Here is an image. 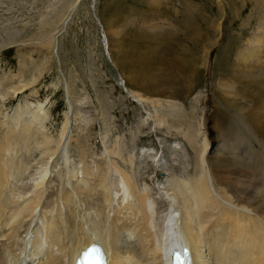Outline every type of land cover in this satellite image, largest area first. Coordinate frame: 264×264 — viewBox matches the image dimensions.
Wrapping results in <instances>:
<instances>
[{"label":"rangeland","instance_id":"obj_1","mask_svg":"<svg viewBox=\"0 0 264 264\" xmlns=\"http://www.w3.org/2000/svg\"><path fill=\"white\" fill-rule=\"evenodd\" d=\"M112 1L0 0V137L27 134L5 149L17 164L10 191L31 196L46 169L45 180L56 175L55 156L62 189L84 180V166L106 167L110 219L132 198L115 162L147 194L158 233L203 147L217 169L221 156L264 149V72L239 59L257 45L264 62V0ZM115 3L126 8L112 20ZM211 179L218 198L236 205V188Z\"/></svg>","mask_w":264,"mask_h":264},{"label":"bare ground","instance_id":"obj_2","mask_svg":"<svg viewBox=\"0 0 264 264\" xmlns=\"http://www.w3.org/2000/svg\"><path fill=\"white\" fill-rule=\"evenodd\" d=\"M115 4L113 8L117 11L121 9L112 20H116L126 8L121 3ZM140 20L145 21L141 17ZM258 50L255 45L248 49L247 56L242 54L239 59L243 64L249 58L257 60L264 72V62L259 59ZM206 61L207 57L204 63ZM139 99L142 100L141 97ZM1 135L0 264H22L23 260L30 264H74L80 251L92 242L104 246L109 264H170L172 250L175 248L181 253L184 246L189 248L194 264H264V149L254 151L249 146L245 159L238 155H218L220 158L213 160L221 166L217 169L209 164L208 156H203L202 152L208 145L203 147L200 155L194 159L197 172L192 179L177 181L179 189L176 193L180 197V205L163 215L157 233L149 225L154 216L151 204L146 200L147 194L140 192L135 179L115 162L114 166L118 168L120 178L133 199L127 200L122 207L113 205L110 219L107 210L111 208L115 196L106 167L95 166L96 171L92 172L84 166V180L71 184L70 189L68 186L62 189L58 185L61 174L54 171L58 164L57 156L52 161L50 171L57 175L53 176L56 179L50 174L45 180L46 169L37 183L40 186L31 196L23 200L15 199L10 190L11 182L16 178L12 171L17 164L15 166L12 162L13 156L11 159L6 158L8 155L5 157V149L18 147L19 143L25 142L23 137L27 134L23 137L16 133ZM45 144H48V140L42 145L48 157L55 155V150ZM79 144L78 155L84 156L86 150L82 148L83 142L80 140ZM199 156L205 157L203 162H206L208 170L200 167ZM209 174L212 177L215 175L227 188H236V205H229L218 198L215 191L219 189H212ZM255 202L256 206L253 204ZM90 209L93 211L88 212Z\"/></svg>","mask_w":264,"mask_h":264},{"label":"water","instance_id":"obj_3","mask_svg":"<svg viewBox=\"0 0 264 264\" xmlns=\"http://www.w3.org/2000/svg\"><path fill=\"white\" fill-rule=\"evenodd\" d=\"M177 255L178 256H180V257H182L183 255H184V253H185V251L183 250V248H182V251H181V253L180 252H178V250H177Z\"/></svg>","mask_w":264,"mask_h":264}]
</instances>
